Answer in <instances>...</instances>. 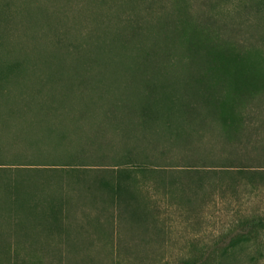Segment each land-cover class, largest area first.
I'll list each match as a JSON object with an SVG mask.
<instances>
[{"label":"rangeland","instance_id":"374dc122","mask_svg":"<svg viewBox=\"0 0 264 264\" xmlns=\"http://www.w3.org/2000/svg\"><path fill=\"white\" fill-rule=\"evenodd\" d=\"M168 11L186 23V36L196 24L200 26L213 17L220 21L217 31L224 40L235 35L231 46L250 54L251 68L241 66L235 57L236 67L230 65L225 75H220L224 78L220 83L223 95L231 96L237 67H249L253 75L264 68V0H0V118L13 120L16 116L2 107L4 94L14 98L46 92L54 85L75 100L82 94L75 90V83L85 75L92 84L103 87V97L108 100L111 92L119 93L122 88L137 104L148 101L149 95L136 85L145 76L142 72L135 75L131 59L127 58L124 72H115L113 67L99 78L91 72L97 64L90 65L84 51L95 46L89 43L96 36L90 39L89 35H97L98 28L108 33L104 35L109 39L122 30L120 21L139 15L144 23L153 25ZM182 51L183 45L177 59L164 69L170 81H177L176 95L184 93L185 79L190 80L194 70ZM93 53L98 56L99 51ZM69 112L74 115V111ZM88 112L87 119L80 123L66 122L74 147L66 140L65 146L54 148L56 132L46 131L43 147L53 156L41 159L76 165L0 168V264H179L189 257L215 264L233 239L249 230L247 222L253 219L264 227L263 184L251 190L244 178L234 174H179L175 171L183 161L185 147L181 142L168 141L169 131L164 128L168 124L154 121L153 116L139 117L135 110V117L129 115L126 121L118 112L115 122L109 121L101 108ZM29 115L37 120V108ZM100 121L110 122L101 130L105 141L88 145L87 139L94 135ZM184 124L181 118L180 125ZM34 125L37 136L44 133L41 122H33L28 129L18 124L19 135H25ZM2 126L0 121V129ZM212 127L202 131L204 147L216 142L215 136L221 132L220 124ZM1 136L5 141L7 135L1 132ZM83 145L85 153L81 151ZM39 154L36 149V157ZM118 178H129L135 186V192L129 195L133 203L130 210H136L139 220L96 186L100 179ZM15 183L22 187L19 193L9 190ZM182 183L189 185L182 188ZM15 196L21 204L11 201ZM52 196L63 202V210L58 213L63 223L47 217L51 215L49 210L37 223L28 211L31 204H26L27 197L32 203L44 201L39 202L37 209L41 210ZM258 240L264 246V233Z\"/></svg>","mask_w":264,"mask_h":264},{"label":"trees","instance_id":"16d2710c","mask_svg":"<svg viewBox=\"0 0 264 264\" xmlns=\"http://www.w3.org/2000/svg\"><path fill=\"white\" fill-rule=\"evenodd\" d=\"M143 21V17L140 20L139 15L134 20L120 21L123 26L122 30L116 35L112 34L109 39L104 35L108 33H103L98 28L97 35H95L96 33L89 35L90 39L96 36V40L89 43V45L95 44V46L86 49L84 53L89 59L90 65L97 64L98 68L92 67L95 70L91 72L93 76L98 74L99 78H102L101 73H107L113 67H116L115 72L116 70L124 72L126 64H128L126 63L127 58L131 59L135 75L142 72V76H145V80L138 81L136 85L146 91V94L149 95L148 101L137 104L132 95L122 88L118 90L119 93L111 92L108 95V100L103 97V87L92 84L86 75L75 83V90L82 91V94H79L80 97L75 100L67 96L68 93H62L59 87L56 88L54 85H51V88L46 92L37 91L27 95H17L14 98H11L9 94H4L2 107H8L16 116L13 120H9L5 116L0 118L3 124L0 129V168H3L2 170H5V166L7 169L20 166L49 165L54 168L57 165H76L74 163H57L61 160H52L53 162L50 163L41 159L45 156H53L45 152L46 147H43L46 131L48 134L56 132L53 140L56 141L57 146H53L54 148L65 146L66 140L70 141L73 146L66 122L80 123L81 120L87 119L88 111L91 108L97 107L101 108V111L112 122L118 120V112L122 113L121 118L124 121L129 119V115L135 117L132 113L135 110V112L139 111V117L148 116L151 118L153 116L154 121L168 124L164 127L169 131L168 141L172 144L181 142V145L185 147L183 161L179 163L180 165L176 167L175 171L179 174L196 173L198 176L213 174L222 177L234 174V177L244 178V184L251 190L256 189L259 183L264 185V68L254 72L253 75L248 69L253 62L250 59V54L241 49L240 52H237L231 46L230 42L236 40L235 35H232L234 39L230 37L229 40H224L225 37L222 36L221 31H217L220 21H216L213 17L200 23V26L196 24L195 29L187 36L185 33L187 29L184 27L186 23L180 16H175L172 11L158 16L153 25L151 22V25H148L149 22L144 23ZM180 40L183 41L180 42ZM182 45V54L185 55L194 70L190 80L185 79L184 93L176 95L177 81L175 78L170 81L167 77L169 75H165L164 69L177 59L179 47ZM94 50L99 51L98 56L94 55ZM235 57L241 66L249 67H245L243 70L240 69L241 67H237L234 89L231 96L228 97V95H223L220 83L224 78L221 79L220 75L224 76L230 65L232 68L236 67ZM21 64L20 61L19 65ZM255 70H258L257 66ZM11 73L14 74V71ZM42 80H47V78ZM101 84L105 85L106 83ZM96 87L98 88L96 89ZM34 107L38 110L37 120L35 115L33 117L29 115ZM253 107L256 109L247 110ZM69 111H74V115ZM80 115L82 119L79 118ZM72 116H78V118ZM181 118L186 124L180 125ZM63 121H65L64 124H62ZM33 122H41L43 134L39 132L37 136L38 128L34 125L32 129L26 131L25 135H19L21 131L18 124H22L23 128L28 129ZM97 123L94 135L87 139L88 145H101L105 141L101 130L106 127L105 123L109 124L110 122L100 121ZM215 124H220L221 132L215 136L217 137L216 142L204 147L202 131L211 126L215 129ZM12 128L14 129L12 130ZM79 129L81 128H76V130ZM1 132L7 135L5 141L2 139ZM17 142H20L21 145L18 146ZM3 145H6L7 151ZM11 149L13 152L10 151ZM36 149L40 150L37 157ZM81 151L86 152L84 145ZM80 155L82 157V154ZM128 155L125 156L128 157ZM28 156L33 159L29 161L26 159ZM71 158L75 159V156ZM128 179L118 178L115 181L100 179L96 186L103 194L109 193L111 201L117 203L120 208H125L133 219L139 220L140 217L136 215V210H130L133 203L130 201L131 196L129 195L135 192V186ZM197 181L199 182V180ZM16 184L11 185L9 190L19 193L22 191L20 190L22 187L20 184L17 187ZM180 185L184 188L189 184L182 183ZM11 201L15 204L22 203V200L17 199L16 196L11 197ZM28 202L31 204V210L28 211L36 217L37 223L41 221L40 217L46 210L51 213V215L46 213L47 217L57 223H63V216L58 215L63 210L61 199L52 196L46 200V204H44L46 208L41 210L37 209L40 206V200L32 203L30 197H27L26 204ZM40 203H44V201ZM252 220L247 222L249 230L240 233L233 239L230 245L224 249L222 257L215 260V264H260L264 261V246H261L258 240L264 233V227L258 224L259 222L255 224L256 221L252 222ZM179 264L213 263L189 257L181 260Z\"/></svg>","mask_w":264,"mask_h":264}]
</instances>
